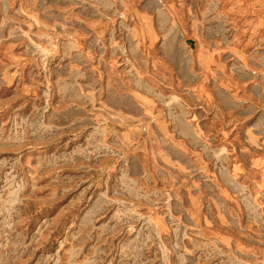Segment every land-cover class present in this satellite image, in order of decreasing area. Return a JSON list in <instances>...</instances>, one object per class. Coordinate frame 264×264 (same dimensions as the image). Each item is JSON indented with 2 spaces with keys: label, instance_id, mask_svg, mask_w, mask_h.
<instances>
[{
  "label": "rangeland",
  "instance_id": "obj_1",
  "mask_svg": "<svg viewBox=\"0 0 264 264\" xmlns=\"http://www.w3.org/2000/svg\"><path fill=\"white\" fill-rule=\"evenodd\" d=\"M198 100L264 127V0H0V264H264L263 204L166 160Z\"/></svg>",
  "mask_w": 264,
  "mask_h": 264
},
{
  "label": "crops",
  "instance_id": "obj_2",
  "mask_svg": "<svg viewBox=\"0 0 264 264\" xmlns=\"http://www.w3.org/2000/svg\"><path fill=\"white\" fill-rule=\"evenodd\" d=\"M148 79L157 82L160 80L159 76L156 74ZM194 86L196 87V91H194L195 96L204 98V91L200 90L202 84L198 83L194 84ZM219 89L222 92L223 89ZM198 101L200 102L198 103V107L201 128L206 129L207 132L211 131V134L214 137H208L206 135L205 141L204 139L200 140V145L202 147L204 146V149L201 148L206 150V153L205 151L203 153V151L200 150L202 155L199 156V158L192 155V149L190 146L192 141H183L184 151L182 149V152L185 155L183 161H181V159L176 160L175 157H170L169 155L166 157V160H170V164L175 167L172 171L183 176H191L193 174L189 167L197 166L195 170L199 171L202 176L222 177V174H224V167L226 166V170L228 171H225L226 175L231 176V178H237V180L242 183L232 184L228 188L218 186L216 192L221 194L224 192H231L233 194L247 192L259 200L264 208V180L261 182L258 181V177H264V127L262 125L256 127L252 123L238 122L232 132L227 133L225 136L224 130H222L223 124L220 122V119L217 118L218 113H215V115H217L215 119L213 117L214 115L209 116V118L206 115H202V111L207 113V111L203 109L205 101ZM214 102V108L220 106L219 102L222 103L221 98L218 99L217 94ZM214 108L212 109V112ZM156 119H159V115L156 116ZM257 129L259 130L257 131ZM207 132H205V134H207ZM173 141L176 146L181 145L178 144L175 139ZM210 142L217 146L216 151H218L219 148H222L227 150V154L224 156V153L222 152L220 154L219 151L216 152V154L208 153L209 149L207 148V144ZM175 145H173V147L177 150ZM142 160L144 159L142 158ZM146 162L148 163V159H146ZM179 169L183 170V174Z\"/></svg>",
  "mask_w": 264,
  "mask_h": 264
},
{
  "label": "water",
  "instance_id": "obj_3",
  "mask_svg": "<svg viewBox=\"0 0 264 264\" xmlns=\"http://www.w3.org/2000/svg\"><path fill=\"white\" fill-rule=\"evenodd\" d=\"M186 43H188L190 46H192V41L191 40H186Z\"/></svg>",
  "mask_w": 264,
  "mask_h": 264
}]
</instances>
